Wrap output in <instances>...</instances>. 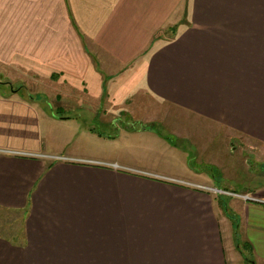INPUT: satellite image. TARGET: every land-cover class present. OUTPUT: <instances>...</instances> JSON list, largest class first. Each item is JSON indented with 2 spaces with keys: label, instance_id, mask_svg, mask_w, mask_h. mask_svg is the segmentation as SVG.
I'll use <instances>...</instances> for the list:
<instances>
[{
  "label": "crops",
  "instance_id": "1",
  "mask_svg": "<svg viewBox=\"0 0 264 264\" xmlns=\"http://www.w3.org/2000/svg\"><path fill=\"white\" fill-rule=\"evenodd\" d=\"M0 74V264H264V203L172 180L239 151L264 199V0H0Z\"/></svg>",
  "mask_w": 264,
  "mask_h": 264
},
{
  "label": "rangeland",
  "instance_id": "2",
  "mask_svg": "<svg viewBox=\"0 0 264 264\" xmlns=\"http://www.w3.org/2000/svg\"><path fill=\"white\" fill-rule=\"evenodd\" d=\"M167 36L172 37L171 33H169ZM165 39H168V38H165ZM0 78L4 79V76L2 74H0ZM123 78H124V75L123 76L120 75L119 78L110 79L111 81L106 80V83L104 85L105 94L106 93L112 94L113 93L112 87L115 85L117 88V93L119 95L131 96V95L140 94L141 100L137 99L138 96H136L133 99H129L124 104L125 106H128L129 108L136 110V111H141L142 113H145L148 110L154 111V109L155 110L159 109L158 105H156L155 103L149 102V100L144 97L148 93L141 86V83L137 82L133 78H127V79H123ZM107 89H108V91L106 92ZM24 91H26V93L28 92L26 89ZM43 94H46V93L43 92ZM49 100H50V98L48 99L47 97H44V100L42 102L45 105H50ZM56 113H59V111H56ZM118 117L119 116L115 117V119H116L115 122H110L109 124L99 123V125L94 124V126L97 127V129H103V130H105V128L120 127L121 122L125 119L119 118V120H118L117 119ZM170 138L175 143H181V145L188 144L187 141H180L174 135H172V136L170 135ZM244 154L248 155L249 152L246 151ZM261 159H264V158H261ZM251 160L254 161L253 159H251ZM229 162H230V166L223 168V169L217 168V167L211 166V165L205 166V168L207 169V171L210 174H214V176H215L214 183H215L216 188H220V189L231 188V189H235L239 192H243V191L249 189L251 183L257 182V178H255V175L253 173L255 168L250 169L249 167H246L244 161L241 159L239 151H237L236 153H234L232 155ZM254 163L251 164L252 167L255 166L256 163L255 164ZM258 168H262L264 170V163L258 164ZM216 196H218V195H216ZM219 196L222 198V200L225 203L227 202L224 205V208L226 209L225 212L227 213V215H230V217L232 216L233 220H236L238 222V220L236 218L238 216L235 215V210L237 209L238 204L234 205V201H233L236 199H233L232 197H230L231 195L225 194V193H220ZM1 217H2L1 221L3 223H6V224L19 223L20 218H21L18 213H14V212H8V215L4 214ZM233 239L235 240V254H236V258L238 260L237 261L238 264H253V262L251 260L252 255H251L249 248L247 246L243 245L242 242L240 243V240H239L235 231L233 234Z\"/></svg>",
  "mask_w": 264,
  "mask_h": 264
},
{
  "label": "built area",
  "instance_id": "3",
  "mask_svg": "<svg viewBox=\"0 0 264 264\" xmlns=\"http://www.w3.org/2000/svg\"><path fill=\"white\" fill-rule=\"evenodd\" d=\"M53 158L55 159H63V160H72V161H80V162H86V163H98V164H108L106 162H101V161H96V160H90V159H83V158H72V157H67V156H59V155H55L53 156ZM116 167H120L118 164H112ZM139 171V170H138ZM173 181H177V182H180V183H186L188 185H193V186H196L198 188H202V189H208V190H211L213 192H216V193H225V194H229V195H235L237 197H241L245 200H252V201H257V202H261V203H264V199L263 198H258L252 194H239V193H233V192H228V191H225L223 189H220V188H208L207 186H204V185H200V184H194V183H190V182H186V181H182V180H177V179H172Z\"/></svg>",
  "mask_w": 264,
  "mask_h": 264
},
{
  "label": "trees",
  "instance_id": "4",
  "mask_svg": "<svg viewBox=\"0 0 264 264\" xmlns=\"http://www.w3.org/2000/svg\"><path fill=\"white\" fill-rule=\"evenodd\" d=\"M246 245H248V244H246Z\"/></svg>",
  "mask_w": 264,
  "mask_h": 264
}]
</instances>
